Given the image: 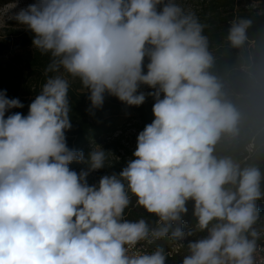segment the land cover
<instances>
[{
	"label": "clouds",
	"instance_id": "1",
	"mask_svg": "<svg viewBox=\"0 0 264 264\" xmlns=\"http://www.w3.org/2000/svg\"><path fill=\"white\" fill-rule=\"evenodd\" d=\"M12 19L48 62L27 115L0 90V264H169L181 252L180 264H264V170L249 162L254 141L218 153L240 147L245 112L195 13L179 0H33ZM252 25L229 21L230 49L257 43ZM254 63L228 72L252 77ZM76 83L91 115L108 96L154 100L132 157L93 184L113 153L69 147Z\"/></svg>",
	"mask_w": 264,
	"mask_h": 264
},
{
	"label": "trees",
	"instance_id": "2",
	"mask_svg": "<svg viewBox=\"0 0 264 264\" xmlns=\"http://www.w3.org/2000/svg\"><path fill=\"white\" fill-rule=\"evenodd\" d=\"M12 1L0 0V7ZM185 1L190 11L206 25L205 34L209 38L210 50L217 58L214 71L226 76L227 87L232 90L233 99L245 112L240 147L222 142L218 146V153L239 156L242 147L254 141L256 149L249 162L256 163L264 170V44L260 43V38L264 35V0ZM235 17H248L253 21L249 37L250 41H257L255 45H246L239 54L230 49L225 40L228 23ZM31 40L30 32L12 25L4 28L0 34V90H6L9 98H19L24 107L12 109L11 112H21L24 115H27L28 105L39 92L43 83L42 69L48 62L47 57H41L33 50ZM250 54L255 61L250 68L252 77L235 69L228 72L229 68H238L241 62L247 63ZM79 87L78 83L73 84L69 93L72 107L70 117L73 124L72 130L67 133L69 147L83 150L86 156L92 147L97 145L113 153L109 157L111 167L92 172L88 176V183L93 184L102 175L118 173L132 157L136 147L126 145L124 135L127 131L138 135L145 125L152 122L154 100L148 97L139 107H127L116 98L108 96L103 109L91 115L87 111V96L80 93ZM141 91L147 92L150 89L144 87ZM70 167L79 172L86 166L73 163ZM260 207L264 209V202H261ZM142 214L143 209H135L130 218L135 219ZM160 243L164 244L166 249L169 247L166 241ZM260 243L264 244V240ZM183 254L181 252L174 255L169 264H180Z\"/></svg>",
	"mask_w": 264,
	"mask_h": 264
},
{
	"label": "rangeland",
	"instance_id": "3",
	"mask_svg": "<svg viewBox=\"0 0 264 264\" xmlns=\"http://www.w3.org/2000/svg\"><path fill=\"white\" fill-rule=\"evenodd\" d=\"M33 0H13L11 3L0 7V34L4 28L8 25L15 26L17 29H22L15 20L12 19V15L20 8L25 7L27 4L32 3ZM186 11H190L189 5L185 0H179ZM191 12V11H190ZM144 88V87H142ZM126 145L130 147H136L137 135L133 131H127L124 135Z\"/></svg>",
	"mask_w": 264,
	"mask_h": 264
},
{
	"label": "built area",
	"instance_id": "4",
	"mask_svg": "<svg viewBox=\"0 0 264 264\" xmlns=\"http://www.w3.org/2000/svg\"><path fill=\"white\" fill-rule=\"evenodd\" d=\"M259 256H264V252H259V253H258V257H259Z\"/></svg>",
	"mask_w": 264,
	"mask_h": 264
}]
</instances>
